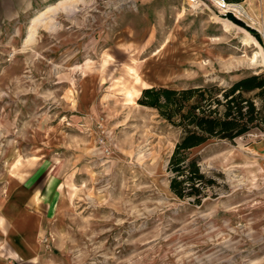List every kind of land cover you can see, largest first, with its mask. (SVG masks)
I'll use <instances>...</instances> for the list:
<instances>
[{
  "label": "rangeland",
  "instance_id": "1",
  "mask_svg": "<svg viewBox=\"0 0 264 264\" xmlns=\"http://www.w3.org/2000/svg\"><path fill=\"white\" fill-rule=\"evenodd\" d=\"M55 1L0 18V264H264V132L195 150L218 181L197 206L168 188L178 130L137 102L145 88L264 74L248 59L258 48L218 20L241 21L262 51L264 27L190 0H83L31 30ZM45 174L53 215L34 233L38 258L22 262L7 237L33 209L19 183Z\"/></svg>",
  "mask_w": 264,
  "mask_h": 264
},
{
  "label": "trees",
  "instance_id": "2",
  "mask_svg": "<svg viewBox=\"0 0 264 264\" xmlns=\"http://www.w3.org/2000/svg\"><path fill=\"white\" fill-rule=\"evenodd\" d=\"M243 0H225L241 3ZM228 19L245 28L259 42V35L232 15ZM138 104L178 130L179 137L167 164L169 191L177 199L200 206L217 197L216 176L202 169L195 150L212 141L234 142L251 131L264 132V74H249L229 82L186 88L150 87L141 91Z\"/></svg>",
  "mask_w": 264,
  "mask_h": 264
},
{
  "label": "crops",
  "instance_id": "3",
  "mask_svg": "<svg viewBox=\"0 0 264 264\" xmlns=\"http://www.w3.org/2000/svg\"><path fill=\"white\" fill-rule=\"evenodd\" d=\"M40 1L46 2L47 0H0V18L11 20L20 14L29 12L31 8L34 7V4ZM254 1L255 0H252L250 4L248 3L247 7L250 8V5H253ZM246 2L247 0H243L241 3L246 4ZM259 7L261 9L260 18L262 17L261 19L264 20V0L260 1ZM262 149H264V147H262ZM31 183L32 185H28L22 181L19 183V188L24 195V199L33 207L31 211L27 210L28 214H31L27 216L34 224L33 222H29L30 219L28 218L27 222L25 218H19L16 220L17 230L15 233H12L10 228L7 232V237L12 236L11 238L14 241L13 246L16 250L12 255L14 259L21 260L22 262L28 261L34 263L38 258V251H36V234L34 235V233L38 232V222L45 224L52 218L53 214L49 206L57 188H55V176L50 174H45L44 178L37 183ZM28 228H31L30 232L31 230L32 232L30 235L26 236Z\"/></svg>",
  "mask_w": 264,
  "mask_h": 264
},
{
  "label": "bare ground",
  "instance_id": "4",
  "mask_svg": "<svg viewBox=\"0 0 264 264\" xmlns=\"http://www.w3.org/2000/svg\"><path fill=\"white\" fill-rule=\"evenodd\" d=\"M80 1H83V0H56L52 4L46 5L42 10L37 12V14L32 18L30 29L34 30V27L39 26V24H41L40 26L44 25V28L46 29H51L52 19L57 12L66 11L68 10L69 7H71L72 5L73 6L76 5ZM251 2L252 0H247L246 4L241 3V5L229 3L228 9L232 10L235 13L234 16H236L238 19L243 20V21L247 20L252 25H256L258 29H262V26H264V20L261 19L262 17L260 19L256 18L257 16H255L252 13L251 9L247 7V4L248 3L250 4ZM218 24L221 26V30L225 34L231 33L230 31L231 28H236L239 31L244 32V36L241 39V44L243 45V47H245L246 49L247 48L250 49L251 46L258 48V50L254 51L251 57L248 58L250 60L249 62L255 65L259 61L260 66L264 67V51H262L259 43L254 39V37L251 34H249L246 30L236 26L232 22L225 20V19L218 20ZM31 38H32V33L28 35L27 42Z\"/></svg>",
  "mask_w": 264,
  "mask_h": 264
},
{
  "label": "built area",
  "instance_id": "5",
  "mask_svg": "<svg viewBox=\"0 0 264 264\" xmlns=\"http://www.w3.org/2000/svg\"><path fill=\"white\" fill-rule=\"evenodd\" d=\"M190 3L208 5L212 7L220 15H226L227 13H232L228 9L229 3L225 2V0H190ZM261 175L262 177H264V159H262L261 162ZM48 240H49L48 236H45L43 238V243L47 244Z\"/></svg>",
  "mask_w": 264,
  "mask_h": 264
}]
</instances>
